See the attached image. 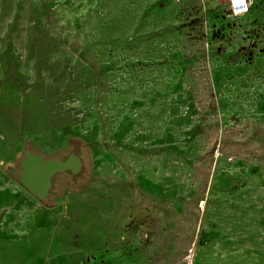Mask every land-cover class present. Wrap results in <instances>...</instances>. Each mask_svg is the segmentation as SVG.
<instances>
[{"label":"rangeland","instance_id":"1","mask_svg":"<svg viewBox=\"0 0 264 264\" xmlns=\"http://www.w3.org/2000/svg\"><path fill=\"white\" fill-rule=\"evenodd\" d=\"M218 262L264 264V0H0V264Z\"/></svg>","mask_w":264,"mask_h":264},{"label":"water","instance_id":"2","mask_svg":"<svg viewBox=\"0 0 264 264\" xmlns=\"http://www.w3.org/2000/svg\"><path fill=\"white\" fill-rule=\"evenodd\" d=\"M222 2L227 3L226 0ZM80 141H73L67 152L47 157L28 147L18 161L16 176L20 184L37 200L46 203L57 195L63 182L77 184L89 172L87 157Z\"/></svg>","mask_w":264,"mask_h":264},{"label":"built area","instance_id":"3","mask_svg":"<svg viewBox=\"0 0 264 264\" xmlns=\"http://www.w3.org/2000/svg\"><path fill=\"white\" fill-rule=\"evenodd\" d=\"M231 10L236 13H242L248 9L251 0H226Z\"/></svg>","mask_w":264,"mask_h":264},{"label":"crops","instance_id":"4","mask_svg":"<svg viewBox=\"0 0 264 264\" xmlns=\"http://www.w3.org/2000/svg\"><path fill=\"white\" fill-rule=\"evenodd\" d=\"M251 231V229L248 227H232V228H228V232H230V233H232V234H234V236H237L236 238H234L236 241H238V242H240L242 245H244L245 244V242L244 241H246L247 239H245L244 237H243V239H242V241L244 242V243H242L241 242V239H240V237L239 236H245V235H247V234H249V233H251L250 232ZM217 264H220L219 262L217 263ZM240 264H249V263H246V262H242V263H240Z\"/></svg>","mask_w":264,"mask_h":264}]
</instances>
